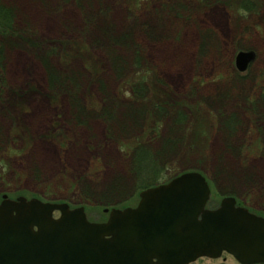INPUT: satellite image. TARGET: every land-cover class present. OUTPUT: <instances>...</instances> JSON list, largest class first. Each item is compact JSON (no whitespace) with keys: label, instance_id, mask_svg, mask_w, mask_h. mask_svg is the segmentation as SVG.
I'll return each instance as SVG.
<instances>
[{"label":"rangeland","instance_id":"374dc122","mask_svg":"<svg viewBox=\"0 0 264 264\" xmlns=\"http://www.w3.org/2000/svg\"><path fill=\"white\" fill-rule=\"evenodd\" d=\"M9 7L28 47L6 53L0 204L63 203L101 223L197 172L208 208L234 198L264 217V0H4L1 22ZM240 51L256 56L245 73Z\"/></svg>","mask_w":264,"mask_h":264},{"label":"water","instance_id":"95a60500","mask_svg":"<svg viewBox=\"0 0 264 264\" xmlns=\"http://www.w3.org/2000/svg\"><path fill=\"white\" fill-rule=\"evenodd\" d=\"M255 57L240 51L237 71ZM210 196L206 178L189 172L142 192L137 207L113 209L102 223L90 222L83 208L4 197L0 264H191L224 253L264 264V217L234 198L208 209Z\"/></svg>","mask_w":264,"mask_h":264},{"label":"trees","instance_id":"16d2710c","mask_svg":"<svg viewBox=\"0 0 264 264\" xmlns=\"http://www.w3.org/2000/svg\"><path fill=\"white\" fill-rule=\"evenodd\" d=\"M243 8L253 10V8L252 7L250 8L249 6H243ZM246 11H250V10H246ZM14 12L15 11H12V10L11 11L4 10V12L1 13V16L4 15L3 16L4 22H1L0 21V29L3 30V31H5L7 33V35L12 34V36L15 37L14 39H12V40L15 41V43H16V41H19V45L22 44L23 46L28 47V44H26V42L23 41V40H26V39L25 38H21L22 36H28V35H26L27 32H25V31H20V32L17 31L16 32L15 29H14V28H16L15 27L16 17H15V13ZM112 37H114L113 38V41L117 44V41H116L117 39H115V38H117V36H112ZM112 44H114V43H112ZM34 46H36V45H34ZM29 48H31V47L29 46ZM121 67H122V65H121ZM235 75L241 78L240 75H237V74H235ZM79 82H82V81L79 79ZM50 84H51V87H52V84H54V79H51L50 78ZM79 86H80V84H79ZM79 86H77L78 87V90H79ZM57 91L60 92V90H57ZM65 93L70 94L69 91H66V87H65ZM139 148L140 149H135L134 152H133V154H136V155L138 154L137 157H139V158L142 157V159L144 157L145 158H148V153L145 151V149L141 150L142 148L141 147H139ZM145 188H148V187H143V189H145ZM110 202L111 201L107 202V205L105 203V206L113 205V204H108Z\"/></svg>","mask_w":264,"mask_h":264},{"label":"flooded vegetation","instance_id":"af4514ba","mask_svg":"<svg viewBox=\"0 0 264 264\" xmlns=\"http://www.w3.org/2000/svg\"><path fill=\"white\" fill-rule=\"evenodd\" d=\"M4 5V0H0V8ZM9 11H14V7H9ZM15 37L12 34L7 35V33L0 29V98H3V89L6 87L7 78H6V53L15 48H20V45L15 43ZM25 48V47H22ZM2 138V137H1ZM19 198V197H17ZM15 198V199H17Z\"/></svg>","mask_w":264,"mask_h":264},{"label":"bare ground","instance_id":"6f19581e","mask_svg":"<svg viewBox=\"0 0 264 264\" xmlns=\"http://www.w3.org/2000/svg\"><path fill=\"white\" fill-rule=\"evenodd\" d=\"M251 66V65H250ZM250 68V67H249ZM138 205V204H137ZM137 207V206H136Z\"/></svg>","mask_w":264,"mask_h":264}]
</instances>
